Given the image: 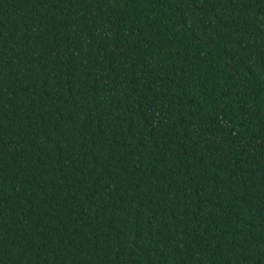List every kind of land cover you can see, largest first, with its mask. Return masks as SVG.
Segmentation results:
<instances>
[{
  "label": "trees",
  "instance_id": "16d2710c",
  "mask_svg": "<svg viewBox=\"0 0 264 264\" xmlns=\"http://www.w3.org/2000/svg\"><path fill=\"white\" fill-rule=\"evenodd\" d=\"M0 264H264V0H0Z\"/></svg>",
  "mask_w": 264,
  "mask_h": 264
}]
</instances>
